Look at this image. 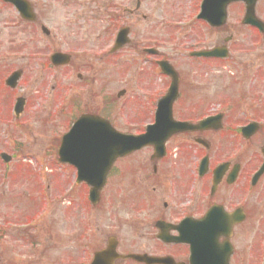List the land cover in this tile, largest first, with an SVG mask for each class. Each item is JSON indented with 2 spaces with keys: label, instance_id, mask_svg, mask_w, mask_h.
Here are the masks:
<instances>
[{
  "label": "flooded vegetation",
  "instance_id": "flooded-vegetation-1",
  "mask_svg": "<svg viewBox=\"0 0 264 264\" xmlns=\"http://www.w3.org/2000/svg\"><path fill=\"white\" fill-rule=\"evenodd\" d=\"M259 1L257 11L263 0ZM146 2L0 0V135L8 134L11 138L12 120L16 119L17 124L21 123L31 133L36 144H46L48 140L42 136L47 131H61L63 117L66 123H71L78 110L79 117L93 113L87 111L93 104L92 94H83L75 87L84 89L90 86V78H97L100 95L98 98L96 95L97 111L93 115H100L117 131L140 136L155 123L160 100L170 92L174 80L160 66L168 62L179 79L174 119L194 125L208 120L209 124L203 130L201 127L174 134L159 155L151 145L119 157L107 175L97 205L90 201V185L78 184L74 170L67 169L70 175L62 180V192L71 194L65 201L71 206L79 204L83 209L88 208L94 215L90 219L83 216L74 225L69 217L76 250L80 241L89 242L83 246V250L91 251L87 264L112 243L121 257L147 254L170 258L173 264H191L192 243L201 242V236L209 235L212 262L200 264H215L210 218L213 212V223L224 214L242 218L233 226L230 238L221 236L218 240L219 245L231 244L230 264H263L264 173L256 177L264 167V55L247 58L261 60V68H255V72L246 67L247 77L257 76L252 91L234 82L235 79L220 76V69L231 63V44L227 47V59L200 60L192 57L195 46L194 36L190 35L193 40L184 45L191 48L185 55L180 54L187 59V64L179 63L175 53L179 52L177 45L181 42L175 33L188 27L177 25L188 19L192 22V14L171 15L166 20L158 17L154 21L158 10L144 15ZM234 7H239L241 16L244 15L242 3ZM138 21L144 27L142 30L135 27ZM243 28L254 30L259 38H264L254 28ZM124 29L129 31V43L115 50L116 37ZM222 29L210 27L208 31ZM145 33L146 36L140 37ZM251 44L264 54V40ZM168 46L173 47L172 53L167 54ZM199 48L198 51L205 49ZM60 51L68 56L67 65L57 67L52 59ZM129 54L134 57L126 60ZM196 64L206 66L203 69L207 72L200 75L201 79H197ZM128 69L130 80L121 82L124 86L110 99L102 96L107 81L119 83L121 73ZM14 76L16 80L9 84ZM233 89H236L235 95ZM118 92L122 93L121 98ZM119 102L126 104L119 107ZM121 108L124 114L126 110H135L134 115L127 116L126 112L122 118ZM247 127L250 131L244 133ZM54 139L53 144L59 142L58 135ZM13 161H0V264H40L39 254L34 259L32 255L11 256V248L15 246H9L10 232L30 237L31 240L26 238L23 242L30 246L40 243L38 226L33 222L36 218L29 217L24 222L4 219H23L27 214L37 213V207L23 209L10 204L13 198L18 197L19 203L21 200L16 192L17 182L23 187L30 185L22 192L23 198L33 199L36 187V182L29 181L24 171H17ZM50 187V183L44 184V190L40 183L38 189L40 193H47ZM103 211L111 216L108 227L103 226ZM67 213L71 214L70 208ZM204 219H208V232L199 229ZM255 224L260 233H251ZM125 235L129 238L125 239ZM67 255L76 259L73 251ZM113 264L140 263L120 259Z\"/></svg>",
  "mask_w": 264,
  "mask_h": 264
},
{
  "label": "rangeland",
  "instance_id": "rangeland-1",
  "mask_svg": "<svg viewBox=\"0 0 264 264\" xmlns=\"http://www.w3.org/2000/svg\"><path fill=\"white\" fill-rule=\"evenodd\" d=\"M199 0H147L146 2V7L145 11L142 13L145 15L147 13H156V10L158 12L156 13V19L154 21H158V17L164 18L165 20L167 19V16H175V15H183V17H188L192 14V23L188 24L191 25L188 31H178V33H175V37L181 42L177 47L179 48V52L175 53L177 55V58L179 60V63L182 62L184 64H187V59L180 56V54L183 53V55L188 52L190 49L189 45H184L186 41L193 40L191 36H194V46L195 47H206L208 49H211L213 47L217 46H222L224 44V40L232 35H234V39L232 40L231 44L232 46V55H231V63L225 65L223 69H220L221 71V77H226L227 80H236L237 84L243 85L249 90H253L256 86V75L255 78H249L247 77L248 70L246 67H249L253 69V71H257L255 68H261L260 62L261 60L254 61V60H249L247 58H255V57H262L264 54L259 53V50L255 49L254 46L251 43H254L256 41H263L264 38H259L255 33H252L249 29H244L241 27L239 21L241 20V14L243 13L239 7H233L229 11L230 16L228 20V25L222 29L221 31H208L207 28L202 25V24H195L196 20V15H198V3ZM241 8V7H240ZM191 13H190V12ZM258 16L260 19L264 20V0L262 2L261 7L258 10ZM183 19V18H181ZM189 20V19H188ZM187 20V21H188ZM186 21V22H187ZM157 25V24H156ZM56 27V25H54ZM141 21H138L135 25L136 28L141 29L144 28L142 27ZM151 26V25H150ZM134 27V28H135ZM149 27V26H148ZM153 27V26H151ZM195 28V29H193ZM147 33L144 35H140V37L146 36ZM163 36H165L164 33H162ZM191 35V36H190ZM65 36V35H64ZM139 37V36H138ZM143 40V39H139ZM184 45V46H183ZM181 47V48H180ZM173 47L168 46L166 49L167 54L172 53ZM264 51V48H263ZM133 54H129L126 57L127 59L133 58ZM136 58V55H135ZM240 61L244 60L242 63L237 62L234 63L235 61ZM138 66V65H137ZM197 79H201L203 73L207 72V70H204L205 65L197 66ZM264 67V66H263ZM127 66L125 67V69ZM209 68V67H208ZM255 69V70H254ZM135 67H132L131 71H134ZM219 70V69H218ZM122 71H124L122 69ZM242 72V73H241ZM214 77L217 75H213ZM131 75L129 72V69L126 71V73H121V77L118 79L120 82L119 83H111L107 86L106 88V93L108 96H111L112 94H115V92L123 87L124 85L121 84V82H124L125 80H130ZM255 80V81H254ZM94 85V89L91 92L92 98L95 97L96 92L98 90V83L96 80L92 81ZM237 88V87H236ZM239 91V88H238ZM261 91V90H260ZM259 91V92H260ZM233 95L236 94V89H233ZM98 97V96H97ZM120 105L119 107H123L125 105L124 103L119 102ZM131 107V106H130ZM128 108V106H126ZM133 108V107H132ZM123 110V108H121ZM134 109V108H133ZM132 109L126 110L128 114L127 116H132L133 114ZM123 116L124 110H123ZM123 122H126L123 120ZM64 132H62L63 134ZM54 135V133H51L50 131L46 132V137H48V140L50 139V136ZM25 140L30 141V137L27 135H24L23 137ZM18 139V138H16ZM32 143V149H28L27 147H24L25 149L19 148L18 150L15 149L17 153L16 156L18 159L25 157L26 160L28 159H33V162L28 163L30 166L28 167V172L32 171L36 175H43V177H47L50 174V177L48 181L51 182V189L49 192H51L46 202L41 199V194L38 192V190L33 194L34 198L29 199L24 197L22 192H24L22 183L17 182L18 190L21 194V201L19 203L18 197L13 198L10 202L11 205L14 206V204L21 206L23 209L25 208H30V207H37V213L36 214H27V216L23 219H17V218H4L5 220H13L17 222H24L27 218L32 217L36 218V225L38 226V239H39V244L37 246H30L25 242L24 239L27 238L28 240H31L30 237L24 236L21 233H16V232H10L9 233V246L14 245V248H11V256H16L17 254H21L24 256H29L32 255L31 258L34 259V256L39 254L41 255L40 259V264H87V262L90 259V250H83V246L85 244H89V242H85L84 240L80 241L79 243V248L76 250L77 247V242L72 238V235H75L74 230H71V226L69 224V217H71V224L76 223L78 224L79 221L83 216H87V218H93L94 215L88 211L89 209L83 206L79 207L74 206V204L71 206L69 204H66L63 201V193L61 192V176H62V171L59 169V165L57 164V155L56 151L53 149H48V147L43 146L40 144L41 147H35L33 140L30 141ZM4 143L0 146V148H3ZM16 158V159H17ZM31 174V173H30ZM58 179H60L58 181ZM27 191V190H26ZM29 200H32V205L30 207H27V203ZM46 203V204H43ZM71 206V211L67 213L68 207ZM25 207V208H24ZM79 207V209H78ZM82 210L85 212L84 215L82 214ZM35 211V210H34ZM102 222L104 227L110 226L111 222V216L109 213L104 212L102 213ZM93 222V220L91 221ZM74 225V224H73ZM254 229L251 231V233H260L257 232L256 229L258 226L256 224L253 226ZM124 229V228H123ZM125 230V229H124ZM124 232V231H123ZM250 233V234H251ZM32 237H34L32 235ZM125 239H128L129 237L127 235L124 236ZM97 239L100 238V236L96 237ZM14 242V243H12ZM23 243V244H22ZM63 250L66 253H63ZM73 251L74 256H76V259H72L67 255V252Z\"/></svg>",
  "mask_w": 264,
  "mask_h": 264
},
{
  "label": "water",
  "instance_id": "water-1",
  "mask_svg": "<svg viewBox=\"0 0 264 264\" xmlns=\"http://www.w3.org/2000/svg\"><path fill=\"white\" fill-rule=\"evenodd\" d=\"M243 1L246 4V17L243 21L245 25H250V26H255L257 27L261 33H264V24L262 22H259L256 18V11L255 7L257 4V0H204L203 5H202V11H201V16L200 18L206 21L208 24H211L214 27H221L225 25V22L228 17L227 13V8L228 6L231 5V3H237ZM216 54V52H215ZM202 56H208L209 54L201 53ZM199 55V56H201ZM218 55V54H217ZM165 102V101H163ZM167 106L166 103L161 106L162 108ZM161 108V109H162ZM168 109L170 110V105H168ZM161 112V111H160ZM161 124L163 121L160 122ZM104 128L101 124L102 127H100V131H98V137H97V142H95V148L93 154H97L96 160L94 156L91 158V162H89V168L93 166V168L97 167L98 171L100 169L101 173H107L109 169V161H114L117 159L119 156L129 153L131 151H136L139 150L142 147L147 146L151 142V136L154 135L156 137L155 131L158 128V125L155 127H150L148 130V135L147 136H140V138L137 137H132V136H125L119 133H116L111 126L107 125L106 123L103 124ZM173 125V124H172ZM184 126H187V124H182ZM175 125L172 126L174 128ZM181 126V125H179ZM172 129L169 127L168 132H171ZM161 133V132H160ZM164 133V132H163ZM73 135L75 133H72ZM168 136L167 131L164 133L163 138H166ZM90 144V143H89ZM89 144H86V146H89ZM65 147V145L63 146ZM84 153H90V151H87ZM61 156L64 158L65 154L62 153ZM95 161V164H94ZM99 163V165H98ZM98 166H95V165ZM88 169V168H87ZM95 175V174H94ZM96 176H94V179ZM94 185V184H93ZM102 185L98 186V191L93 190L91 195L92 199L93 197L98 194L100 188ZM110 251H115L114 249L109 248V250H106L102 254L98 255L95 262L93 264H112L111 260L113 258L112 254L109 256ZM133 260L135 259L136 261L140 263H146V264H155V263H165L163 260H154L152 258H149L147 256L141 257V256H134L131 257ZM109 260V262H108ZM195 260L193 259L192 262ZM96 262H101V263H96ZM196 262V261H195Z\"/></svg>",
  "mask_w": 264,
  "mask_h": 264
}]
</instances>
